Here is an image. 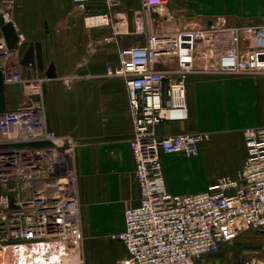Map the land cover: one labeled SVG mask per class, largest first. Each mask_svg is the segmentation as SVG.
<instances>
[{"label":"built area","instance_id":"obj_1","mask_svg":"<svg viewBox=\"0 0 264 264\" xmlns=\"http://www.w3.org/2000/svg\"><path fill=\"white\" fill-rule=\"evenodd\" d=\"M74 1L88 28L111 25L110 12L94 13L88 0ZM124 1L105 3L111 10ZM140 1L153 10L168 0ZM12 6L13 0H0V19L15 26ZM134 33L144 34L139 22ZM204 34L228 55L222 63L228 73L264 74V20L243 26L193 23L149 33L142 44L120 49L115 64L107 66L108 74L125 78L132 116L128 144L139 189L138 202L124 210L123 229L112 235L125 247L114 264H192L217 252L242 226L264 229V125L242 130L246 155L237 178L219 177L189 194H172L165 184L160 155L195 156L198 144L208 138L204 132L162 135L157 130L163 123L187 119L185 79L195 67L196 51L202 50L197 42ZM110 40L112 36L103 38ZM23 41L17 32L16 46L10 48L0 37L3 84L18 85L32 96L28 105L0 110V251L36 239L77 247L83 240L77 145L47 126L42 104L45 78L23 75Z\"/></svg>","mask_w":264,"mask_h":264},{"label":"crops","instance_id":"obj_2","mask_svg":"<svg viewBox=\"0 0 264 264\" xmlns=\"http://www.w3.org/2000/svg\"><path fill=\"white\" fill-rule=\"evenodd\" d=\"M87 7L94 13L110 12L111 25L88 28L74 0H13L15 26L0 19V37L10 48L16 46L17 32L24 38L19 47L23 75L45 78L42 104L47 126L77 145L83 234L77 247L45 239L6 246L0 251V264H114L125 247L109 237L111 227L117 225L109 221V214L127 202L126 174L131 171L135 176L128 144L132 116L125 78L108 74L107 66L115 64L120 49L142 44L149 33L174 31L193 23L243 26L259 25L264 20V0H168L153 10L143 7L140 0H125L111 10L105 0H88ZM136 22L143 27V35L134 33ZM106 36L112 40L103 41ZM206 53L197 52L195 67L186 75L187 119L163 123L157 130L162 135L208 133V138L198 144L199 154L205 152L200 145H222L221 149L211 148L208 154L229 161V174L234 175L242 159H233L231 145H244V128L264 125V75L209 72ZM0 82L3 84L1 73ZM2 93L7 101L16 94V88L6 86ZM187 157L182 152L160 155L165 184L172 194L201 191L213 182L214 177L197 190H184L173 165ZM84 174L88 202H83L82 196ZM137 191L138 199L129 206L138 202V186ZM123 227L124 216L115 233ZM259 231L242 227L231 243L241 249L242 258L250 257L245 264L252 260V253L264 256V234ZM227 246H223L219 262L203 259L192 263L233 264L228 260L232 252Z\"/></svg>","mask_w":264,"mask_h":264},{"label":"rangeland","instance_id":"obj_3","mask_svg":"<svg viewBox=\"0 0 264 264\" xmlns=\"http://www.w3.org/2000/svg\"><path fill=\"white\" fill-rule=\"evenodd\" d=\"M197 47L203 48L202 50L199 49V51H207L205 54V57L210 58V62H214V66L210 67L209 72L212 73H223V74H232L228 73L226 70L222 69V63L227 61L228 55L223 53L219 47L218 44H213L207 35H203L200 37V39L197 42ZM198 51V50H197ZM197 51H196V56H197ZM237 75V74H235ZM239 75V74H238ZM264 75V74H262ZM6 86L10 85H5L0 82V108L1 110H9L13 109L19 106H25L30 104V99L32 96L28 95L25 93V91L20 88L18 85H13L16 88V94L8 99L7 101L4 97L5 94L2 93V90L6 88ZM11 89V88H10ZM21 98V99H20ZM5 106V107H4ZM5 108V109H4ZM202 146V149L204 148L205 152L203 154H197L193 157H187L184 159H181L176 165H173V168L176 169L177 171V178L182 184H184V190H197L201 188L206 182H208L209 179L213 178V182L219 178V177H224V176H229L232 178H237L239 171L241 170V167L243 165L245 155H246V150H245V145H231L232 147V157L233 159H242V165L239 166V168L236 170L234 175L229 174V169L230 163L229 161H223L222 159H216L213 158L210 154H208V150H212L216 146H218L220 149L222 148V145H200ZM212 148V149H211ZM76 164V163H75ZM77 168V167H76ZM211 183V184H212ZM210 184V185H211ZM125 194H126V201L123 207H118L115 208V211L112 210L111 213L109 214L110 217V222L114 221L113 224L117 223L115 227H111V232L112 234L109 236L110 239L113 241L114 238H112V235L121 228L122 223H123V216H124V210L131 205L130 203H135L136 200L138 199V191H137V186L135 183V179L133 177V174L131 171H129L126 174V185H125ZM82 196H83V202H88V194H87V178L84 174L83 180H82ZM98 196V195H97ZM125 198L123 200H125ZM123 202V201H122ZM84 204V203H83ZM117 206V204L115 205ZM81 218V214H80ZM117 222H116V219ZM84 224V223H83ZM245 227V226H242ZM242 227L239 229L242 230ZM250 230H252L249 227H246ZM238 231V232H239ZM114 232V233H113ZM237 235V234H236ZM235 236L231 241L225 242L222 244L219 248V250L215 253H209V254H204L201 258H199L196 263L205 259V260H211L212 262H219L218 258H221V250L225 249L224 247L228 245L227 250L232 252V255L228 258L229 261H232L231 263L233 264H245V262L250 258H242V251L238 246L232 247L233 240L236 238ZM224 246V247H223ZM231 248V250H230ZM232 248H234L232 250ZM250 255V254H249ZM247 255V256H249ZM251 261H249L248 264H261L260 261L264 262V256L262 254H256L252 253ZM259 257V259H258ZM260 260V261H259ZM194 262V263H195ZM193 264V263H192Z\"/></svg>","mask_w":264,"mask_h":264},{"label":"water","instance_id":"obj_4","mask_svg":"<svg viewBox=\"0 0 264 264\" xmlns=\"http://www.w3.org/2000/svg\"><path fill=\"white\" fill-rule=\"evenodd\" d=\"M259 232L262 233V234H264V230H260Z\"/></svg>","mask_w":264,"mask_h":264}]
</instances>
